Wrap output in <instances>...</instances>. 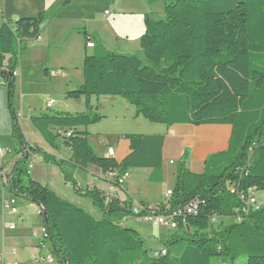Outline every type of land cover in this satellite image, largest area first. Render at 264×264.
I'll list each match as a JSON object with an SVG mask.
<instances>
[{"label":"trees","instance_id":"16d2710c","mask_svg":"<svg viewBox=\"0 0 264 264\" xmlns=\"http://www.w3.org/2000/svg\"><path fill=\"white\" fill-rule=\"evenodd\" d=\"M46 20L42 12L0 25V81L9 90L18 155L8 187L13 196L45 209L47 243L56 264H213L218 257L231 261L246 257V264H264V200L245 211L239 198V193L250 189L264 190V0L167 1L162 19L144 15L145 30L139 39L142 57L107 52L97 45L94 54L84 56L82 84L66 93L70 99L84 97L85 111L47 109L30 116L50 146L57 147L61 140L70 149L67 160L30 146L12 110L19 57L25 52L24 44L40 36ZM102 95L120 96L134 105L137 116L167 127H232L227 149L209 155L201 173L186 167L187 151L179 161L169 208H182L197 199V209L175 218L177 227L162 247L166 255L149 254L141 235L121 224L131 215L143 219L148 210L134 214L131 201L115 196L106 201L99 188L82 187L73 177L74 168L92 164L103 173L116 170L119 176L131 168H150L148 180H162L164 134L123 135L130 152L119 162L95 154L87 130L79 127L103 118L90 104L92 96ZM35 154L58 166L74 192L90 198L102 218L33 180L29 167ZM158 205L163 210L162 203ZM214 217L234 221L212 228Z\"/></svg>","mask_w":264,"mask_h":264},{"label":"crops","instance_id":"0c3cea01","mask_svg":"<svg viewBox=\"0 0 264 264\" xmlns=\"http://www.w3.org/2000/svg\"><path fill=\"white\" fill-rule=\"evenodd\" d=\"M57 1L0 0V25L7 20L15 21L19 17H36L42 12L47 13L54 8ZM146 5V1L143 0L141 8L135 9L137 13L122 14V17H127V22L126 26L121 28V30L115 28V24L117 23L115 17L111 20V30H113L111 32L104 31V28H101L102 32L97 29L84 30L82 33L83 41L76 52L71 50L72 45L69 43L65 44L63 50L54 55L55 63L59 64L58 66L61 70H53L48 67L42 69L30 62L38 48H31L30 52L27 50L20 55L14 74L12 110L17 115L25 141L30 146H37L44 152L65 160L70 157V149L63 146L61 140L57 141V147H52L46 142L41 133L31 123L30 116L33 112L45 111L47 109L55 112L69 113L85 111L86 102L84 97L78 99L66 97L67 91L78 87L83 82L84 56L90 55L88 50L95 49L97 45H102L107 52H113L108 50L109 46L117 47L123 45L124 48H128L123 42L128 41L131 34H134V40L139 43L140 36L145 30L144 15L147 14L145 13ZM117 12V9L114 8L113 12L110 11L107 15L114 14V16H117ZM136 19L138 24L134 21ZM54 20H59L57 15ZM84 33L87 34L88 38L93 40L94 47L88 48L86 46L87 38L85 39ZM38 41H40L41 46L39 47L44 53L50 51L52 45H56L55 40L43 38L42 34H40ZM80 60H82L81 65ZM66 68H69L71 71ZM51 83L54 86L56 84V88L50 87L49 91L44 93V89H46L45 85ZM49 100H53V104L47 107ZM90 104L93 106L95 112H99L103 116H109V114H113L115 111L119 114H124L125 109L130 114L135 113V108L132 104L116 95L92 96ZM123 108L124 112H122ZM139 117L140 122L138 120L136 122H139L143 126L141 129L132 126L131 128L133 129L131 130L134 131L122 134L117 141L109 142L102 140L103 151L99 152L95 149V154L98 156L107 155L106 146H113L115 151L114 159L119 162L130 152L129 141L123 138V135L164 134L162 180L160 181L162 182L166 175L167 164H174L176 160L180 161L185 151L188 152L186 167L192 172L201 173L204 170L205 160L209 155L223 152L228 147L232 129L229 124H175L167 127L163 123H154L141 116ZM84 129L89 133V128L79 127V130ZM12 131L13 117L9 106V90L7 84L0 81V148H3L5 151L0 154V175L2 173H11L18 156L15 151ZM88 141L90 144H94L90 136H88ZM137 171L145 174V186H147L150 183L148 178L152 170L150 168H135L136 173ZM29 174L33 180L46 185L61 198H65V194L71 192L68 187L71 188L72 186L64 180L58 166L45 162L43 157L38 154L32 155ZM128 174L129 179L132 175L129 173V170ZM73 177L82 187L99 188L106 195V201L110 196H115L120 201H131L133 207L134 204L136 206L141 202H149L144 200L143 197L139 199L135 195V191L131 188L132 185H128V179L122 187L124 194L118 188L111 190L110 180L107 175L100 168L92 164L87 165L86 169L74 168ZM71 189L74 191L73 188ZM70 195L73 196V194ZM11 199H14L13 206L17 210L15 213L4 208V203H8ZM86 203L94 207L91 199L90 204L89 202ZM85 210L92 214L90 209ZM128 219L129 217L123 219L121 224L123 225V222ZM10 226L14 227L11 228ZM43 226L44 219L40 206L30 200L13 196L9 187L4 185L0 178V264H42L40 261L41 257L47 255L53 256L54 252L51 246H48V243L40 245L41 228Z\"/></svg>","mask_w":264,"mask_h":264},{"label":"rangeland","instance_id":"374dc122","mask_svg":"<svg viewBox=\"0 0 264 264\" xmlns=\"http://www.w3.org/2000/svg\"><path fill=\"white\" fill-rule=\"evenodd\" d=\"M145 1L147 4L145 13L148 14L150 19L159 20L164 17L165 3L167 1L173 0ZM142 2L143 0H58L52 10L44 13L47 20L41 30L43 38L46 37L48 40H55L56 45H52L50 51L44 53V51L39 47L41 46L40 41L31 40L24 44L26 45V49L24 51L29 50L30 52L31 48H38V50L31 58L30 62L34 63V65H37L42 69H44V67H48L49 69L53 70H61V68L58 66L59 64L55 63L56 60L54 59V55L62 51L65 44L67 45L69 43L70 45H72L71 50L76 52L81 46V42L83 41L82 33L84 30L97 29L102 32L103 30L101 28H104V31L111 32L113 31L111 30V20L113 19V17H115V19L117 20L115 28L121 30V28L126 26L127 22V17H122V14L137 13V10L135 9H140L142 6ZM114 8H116L118 11L117 16H114V14L110 16L105 14V10H107L108 12H113ZM56 15L59 20H54ZM134 21L136 22V24H138L137 19ZM123 43H125L128 48H124L123 45H119L117 47L109 46L108 50L116 53L125 51L129 54L142 57L140 44L138 43V41L134 40V34H131L129 40L124 41ZM94 52L95 49L88 50V53L90 55L94 54ZM81 63L82 60H80V65ZM66 69L70 70L69 68ZM55 86L53 85V83L45 85L46 89H44V93H47L50 87L52 88ZM132 106L134 107V105ZM134 110L135 113L133 112L132 114H130V112L126 109L124 114H119L116 111L113 114H109V116H103L102 114L103 118L100 121L89 124L87 126V128H89L88 136H90L91 141L94 143L91 144L94 147V150L96 149L99 152L103 151L102 140L109 142L117 141V139L120 138L122 134L134 131L131 130L133 129L131 128L132 126L141 129V127H143L139 123V116L141 115L137 116L136 109ZM122 112H124V108ZM99 114L101 115V113ZM137 120L139 121L138 123L136 122ZM178 164L179 161L177 160L174 164H167V171L163 181L160 183L150 182L147 186H145V174L140 171H137L136 173L135 168H131L129 169V173L132 175L128 179V185H132L131 188L135 191L134 193L139 197V199L143 197L144 200L149 201L148 203H144L146 204V206L154 208L157 204L167 202V200L170 199V197L166 196V190L168 188L172 190L174 189ZM68 188L72 193L69 192L68 194H65V198L63 199L71 201V203L80 205L84 209H90L92 215L96 219L102 218V212L98 208H96L95 206L91 207L86 203L89 202L90 204V199L88 197L76 195V193L72 191V187ZM118 190L122 194H124L122 188H118ZM70 194H73L74 197ZM255 198L257 201V205L258 203L261 204L264 200V190L256 191ZM233 221L234 219L230 217H214L213 219H211V226L212 228H221L224 225L232 223ZM123 226L134 229L141 235L144 240L145 247L147 248L148 253L151 255L154 254L156 250H160L164 246V242L166 241L168 235L175 231L174 229H170L164 225L154 226L150 221L141 218L138 219L137 217L132 215L129 216V219L127 221L123 222ZM52 255L55 257L54 253ZM246 261V257H240L236 261H231L229 258L225 257H218L213 259L212 262L213 264H246Z\"/></svg>","mask_w":264,"mask_h":264},{"label":"built area","instance_id":"2783aa9c","mask_svg":"<svg viewBox=\"0 0 264 264\" xmlns=\"http://www.w3.org/2000/svg\"><path fill=\"white\" fill-rule=\"evenodd\" d=\"M106 14H108V11H106ZM39 39H40V36H38L36 40H39ZM86 46L88 48L94 47L95 45H94L93 40L88 38L87 42H86ZM52 104H53V100H49L47 102V107H50ZM59 133H61V131H59ZM65 135L69 136L70 132H66ZM4 152H5L4 149L0 148V154H2ZM106 154L109 157H114L115 151H114L113 146H106ZM105 174L107 175V177L110 180V189L111 190L116 189V188H122L124 186V184L126 183L128 176H129L128 171L119 176L117 174L116 170L107 171ZM0 178H1V181L4 185L9 186V181H10L9 173H2L0 175ZM230 192L234 193L235 189L233 187H231ZM255 193H256V191H251V189L248 191L247 194L239 193V198L244 202V205H245L244 210L245 211H247L250 208H257V201L255 198ZM171 195H172V189H168L166 191V196L170 197ZM13 204H14V199H11L8 203L7 202L4 203V208L6 210H9V211L15 213V212H17V210L13 206ZM162 207H164L163 210L160 209L159 205H156L154 208H151L149 206L143 207L141 205H136V206L132 207V211L134 214H138L142 208H145L146 210H148V213L146 215H144L143 219L150 221L154 226L164 225L170 229H175L177 227L175 218L178 216H184L186 214L194 213L195 210L197 209V199H193L184 207L177 208L174 210H170L169 200H167V202L162 203ZM157 211H158V213H155ZM238 218H241V217H238ZM10 227L13 228L14 226H10ZM47 240H48V233H47V229L44 225L41 228L40 245L42 246L45 243H47ZM154 255L155 256L166 255L165 248H161L160 250H156L154 252ZM40 261L42 262V264H56V258L54 256H51V255L41 257Z\"/></svg>","mask_w":264,"mask_h":264},{"label":"water","instance_id":"95a60500","mask_svg":"<svg viewBox=\"0 0 264 264\" xmlns=\"http://www.w3.org/2000/svg\"><path fill=\"white\" fill-rule=\"evenodd\" d=\"M40 210H41V214L43 216V219L46 222V212H45V209L42 206H40Z\"/></svg>","mask_w":264,"mask_h":264},{"label":"bare ground","instance_id":"6f19581e","mask_svg":"<svg viewBox=\"0 0 264 264\" xmlns=\"http://www.w3.org/2000/svg\"><path fill=\"white\" fill-rule=\"evenodd\" d=\"M166 250V249H165Z\"/></svg>","mask_w":264,"mask_h":264}]
</instances>
